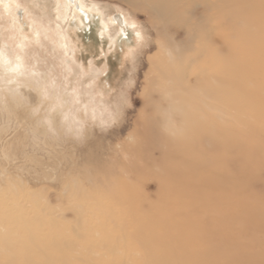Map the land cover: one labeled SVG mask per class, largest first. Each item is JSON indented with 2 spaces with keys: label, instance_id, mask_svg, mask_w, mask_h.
<instances>
[{
  "label": "rangeland",
  "instance_id": "374dc122",
  "mask_svg": "<svg viewBox=\"0 0 264 264\" xmlns=\"http://www.w3.org/2000/svg\"><path fill=\"white\" fill-rule=\"evenodd\" d=\"M84 1L0 0V254L264 264V4L233 0L218 40L172 55L168 73L191 86L176 102L196 115L172 124L150 70L168 54L155 37L146 46L139 22L110 32L101 5L129 13L124 3ZM148 122L173 141L151 138Z\"/></svg>",
  "mask_w": 264,
  "mask_h": 264
},
{
  "label": "bare ground",
  "instance_id": "6f19581e",
  "mask_svg": "<svg viewBox=\"0 0 264 264\" xmlns=\"http://www.w3.org/2000/svg\"><path fill=\"white\" fill-rule=\"evenodd\" d=\"M93 1L96 0H85L88 6L92 5ZM120 3H124L125 6H128L129 13L125 12L123 9H112L109 7L111 3L107 4L109 8L105 5H101V10L104 11L106 20H110L111 17H115V24L110 26V32L115 34L123 33L126 35L127 30L132 26L131 22L137 24L134 27V32H137L138 35L143 37V31L148 36V42L146 46H151L152 38H156V44L168 54V58L163 59L157 64H153L150 70L156 69L159 70V73L162 75V78H159L155 84L163 85L166 94H165V109H166V122L175 123L178 120L191 118L195 119L196 115L191 117H186L185 112H187L181 104H178L176 100L180 98L181 94H187L191 87L189 85L188 77L183 76H174L168 72L173 71V65H171L172 55H182L183 52H190L193 47V43L200 42H213L218 40L217 25L222 19L227 21V24H235L233 15H228L229 11L234 5L233 0H113ZM112 1V2H113ZM111 2V1H109ZM260 4L258 1L256 2ZM256 3H253L256 5ZM251 4L247 6V11L239 14V17L246 18L253 13L257 12L256 7ZM261 4H264V0H261ZM113 6V5H111ZM119 8V7H118ZM120 12L118 13L117 11ZM116 11V12H115ZM139 14H144L146 17L144 23L141 24L139 20ZM130 16V18H128ZM264 16V15H263ZM112 21V20H111ZM144 29L142 31L141 29ZM178 27V28H177ZM183 27V28H182ZM237 31H234V33ZM152 48V47H151ZM225 50V49H224ZM194 65V60H190L185 65L186 71L189 68H192ZM178 97V98H177ZM208 96H202V101L205 103V99H208ZM209 99H212L211 97ZM159 104L153 107L154 111L160 110ZM185 110V111H184ZM146 130L149 131L151 138L155 137L157 142L159 141H173V137L162 133V131L154 123H147ZM188 150V149H187ZM177 153L172 155H166L164 159L168 157H176ZM182 161H178L176 166L172 168L170 174H173L176 169L182 166L184 163L187 165V161L183 158ZM186 161V162H185ZM188 178V174L185 173L181 176V180ZM222 189H221V188ZM171 189V186H170ZM223 190L227 191L226 187L212 185L211 183L206 185V190ZM202 216V215H201ZM204 216V215H203ZM202 216V217H203ZM208 242H213L212 239H206ZM173 245L175 242H172ZM172 243H170L172 245ZM164 249L162 254L164 255L171 249H174V246ZM29 254V253H27ZM149 254V253H148ZM39 256H43L42 251H38ZM152 256L153 254H149ZM31 255H28V257ZM180 256L189 257L191 253H186ZM10 257V258H9ZM25 257V254H17L15 257L9 256V252L0 254V264H9V260L12 264H19L21 261H27L26 264H40L35 262L32 258ZM25 264V262L23 263Z\"/></svg>",
  "mask_w": 264,
  "mask_h": 264
},
{
  "label": "snow or ice",
  "instance_id": "6c2138e0",
  "mask_svg": "<svg viewBox=\"0 0 264 264\" xmlns=\"http://www.w3.org/2000/svg\"><path fill=\"white\" fill-rule=\"evenodd\" d=\"M78 7H80L79 5H78ZM81 11H83V9L81 8ZM133 27H135V25H133Z\"/></svg>",
  "mask_w": 264,
  "mask_h": 264
}]
</instances>
